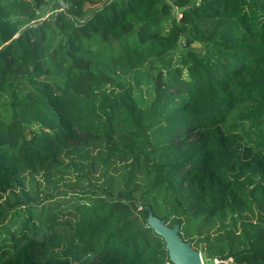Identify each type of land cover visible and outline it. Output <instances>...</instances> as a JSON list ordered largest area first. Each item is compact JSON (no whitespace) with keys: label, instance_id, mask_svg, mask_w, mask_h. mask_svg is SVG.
<instances>
[{"label":"trees","instance_id":"obj_1","mask_svg":"<svg viewBox=\"0 0 264 264\" xmlns=\"http://www.w3.org/2000/svg\"><path fill=\"white\" fill-rule=\"evenodd\" d=\"M63 1L0 0V264H264V0Z\"/></svg>","mask_w":264,"mask_h":264},{"label":"rangeland","instance_id":"obj_2","mask_svg":"<svg viewBox=\"0 0 264 264\" xmlns=\"http://www.w3.org/2000/svg\"><path fill=\"white\" fill-rule=\"evenodd\" d=\"M166 2L172 3L173 0H165ZM54 8L53 5L48 6L46 9H43V13L41 14L44 15L45 13L51 12L50 9ZM180 9L178 7H174L172 10L173 16L175 19L179 18V13H180ZM48 15V14H47ZM182 46V45H181ZM183 48V47H182ZM182 48H180L179 50H176V52L174 54L171 55V59H172V65H176L175 61L178 59V57L180 56V51L182 50ZM189 49H193L196 51H202L204 49L203 45L197 43V42H192L189 45ZM0 100L2 102H4L6 100V97L4 95L0 96ZM38 180V184H39V188H45V181H43L42 178L37 177ZM92 181H95L96 183H98L99 185H102L103 187H105L106 189H108L111 192H116L118 189L121 188L122 186V179H121V174L119 172L116 173H111L110 176H107L105 178H100L97 175H93L92 176ZM135 184L139 187L138 188V193L142 190V187L144 185V181L141 178H138L135 181ZM51 187L54 189H69L72 187H76V188H84L86 187V182L83 181H78L76 179V176L71 172V171H66L63 172L62 170L58 172V175H53L52 179H51ZM23 188H27L26 185ZM29 188H27L28 190ZM18 190V189H17ZM17 190L15 189V191L17 192ZM58 200L62 201L64 204L69 203L70 201V196L69 193H67L66 196H63L62 194L58 195ZM3 199L0 200V204L2 203ZM148 201H150L148 199ZM20 209V208H18ZM20 210H14L11 211L10 213V219L8 221V223H12L17 221L21 216H20ZM154 218V216H152ZM161 222H163L161 219H159ZM193 249V248H192ZM195 250V249H193Z\"/></svg>","mask_w":264,"mask_h":264},{"label":"water","instance_id":"obj_3","mask_svg":"<svg viewBox=\"0 0 264 264\" xmlns=\"http://www.w3.org/2000/svg\"><path fill=\"white\" fill-rule=\"evenodd\" d=\"M182 45V44H180ZM148 223L154 232L163 238L170 260L175 264H204L199 251L193 250L189 242H184L179 237V228L174 226L169 229L158 218H148Z\"/></svg>","mask_w":264,"mask_h":264},{"label":"built area","instance_id":"obj_4","mask_svg":"<svg viewBox=\"0 0 264 264\" xmlns=\"http://www.w3.org/2000/svg\"><path fill=\"white\" fill-rule=\"evenodd\" d=\"M56 4V7L50 9L51 12L45 13L44 15L40 16L36 21V24H39L43 21L52 22L57 17L60 11H64L68 8V5L63 0H56Z\"/></svg>","mask_w":264,"mask_h":264}]
</instances>
